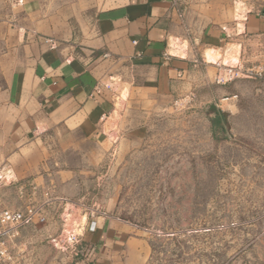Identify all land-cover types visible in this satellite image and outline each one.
<instances>
[{
    "label": "rangeland",
    "instance_id": "1",
    "mask_svg": "<svg viewBox=\"0 0 264 264\" xmlns=\"http://www.w3.org/2000/svg\"><path fill=\"white\" fill-rule=\"evenodd\" d=\"M239 36L200 50L183 42L182 55L192 53L198 72L174 98L145 102L128 80L114 77L112 108L95 137L44 142L45 188L37 194L25 182L20 195L0 167V212L48 198L74 202L45 203L46 221L24 228L27 264L85 261L51 245L66 227L65 208L68 226L96 222L94 231H80L86 245L97 220L123 234L118 264H264V46L252 53V38ZM169 42L177 53L178 43ZM210 50L215 59L207 58ZM52 177L58 181L49 187Z\"/></svg>",
    "mask_w": 264,
    "mask_h": 264
},
{
    "label": "crops",
    "instance_id": "2",
    "mask_svg": "<svg viewBox=\"0 0 264 264\" xmlns=\"http://www.w3.org/2000/svg\"><path fill=\"white\" fill-rule=\"evenodd\" d=\"M244 1L252 11L237 35L252 38L253 53L264 46V0ZM231 4L185 0L182 21L169 0H88L53 10L46 0H0V167L9 171L11 187L16 181L22 196L28 184L33 194L45 188L44 142L98 134L112 108L109 91H94L105 79L128 80L145 102L182 93L197 64L191 52L165 59L170 38L198 50L220 45L235 36L223 30H232ZM46 181L53 187L58 180ZM102 224L97 220L90 234L89 260L75 264H118L123 234Z\"/></svg>",
    "mask_w": 264,
    "mask_h": 264
},
{
    "label": "built area",
    "instance_id": "3",
    "mask_svg": "<svg viewBox=\"0 0 264 264\" xmlns=\"http://www.w3.org/2000/svg\"><path fill=\"white\" fill-rule=\"evenodd\" d=\"M21 2L22 0H17ZM171 7L176 10L178 17L183 21L185 10V0H169ZM234 5L233 11V24L231 32H227L226 29L223 28L225 31V36L228 38L231 34L237 35L243 32L242 29H239L240 25H244L246 21L247 15L252 11L251 7H247L242 0H232ZM174 40V42L178 45L177 53H172L170 48V43L168 45V49L164 52L163 56L165 59L170 57H180L185 58L182 54H184L188 47L187 45L184 46L183 42H186V39H180L178 36L170 38ZM50 42V40H48ZM135 43V41H133ZM181 54V56H179ZM107 56V54H105ZM136 57L140 56V54H136ZM229 72H231L229 70ZM232 75V74H231ZM234 75L231 77L233 78ZM110 82H102L99 83L95 87V93L100 94L103 90H112L113 85L115 84L114 78H109ZM220 82V80H218ZM9 175V171L5 172ZM2 176L0 175V178ZM12 182V178L8 180V183ZM31 188L33 186L28 184ZM22 189V188H21ZM34 189V188H33ZM61 201L62 203L73 205V201L70 199L61 197V198H48L45 202L38 203V204H31L25 206L23 209H3L0 212V264H27L23 253L25 252V243L22 241L23 230L28 226H32L37 222H45L46 221V214H45V203H51L53 201ZM71 208H65L64 211L67 212L65 215L63 214V222L67 224H72L71 221V214L69 211ZM87 219L85 218L84 224L80 227L77 223L72 226H68L61 230L60 234L51 239V245L59 251L68 252L73 257L81 256L83 260H89L93 247L91 245L84 244V240L82 238L83 234L80 232L83 230L84 226L87 225L88 231H94L96 228V222L91 220L87 223ZM79 221H82L80 219ZM78 230V232L76 231Z\"/></svg>",
    "mask_w": 264,
    "mask_h": 264
},
{
    "label": "bare ground",
    "instance_id": "4",
    "mask_svg": "<svg viewBox=\"0 0 264 264\" xmlns=\"http://www.w3.org/2000/svg\"><path fill=\"white\" fill-rule=\"evenodd\" d=\"M173 43V42H172ZM174 44H175V42H174ZM176 45V44H175ZM173 46V45H172ZM176 49V48H175ZM177 50V49H176ZM233 51V50H232ZM173 53V52H172ZM214 54H216V53H213V50H210L208 53H207V58H210V59H215V56H214ZM218 54H216V56H217ZM206 56V55H205ZM233 56H234V53H231V52H227V54H226V56H225V58L223 59L224 61H228V59H229V61L230 60H232L233 59ZM220 57H221V55H220ZM211 61V60H210ZM213 61V60H212ZM215 61V60H214ZM226 64V63H225ZM70 226V225H69Z\"/></svg>",
    "mask_w": 264,
    "mask_h": 264
}]
</instances>
